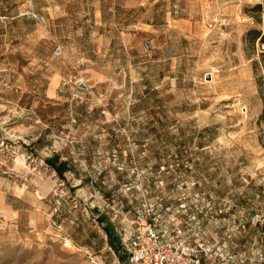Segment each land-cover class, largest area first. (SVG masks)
<instances>
[{
    "label": "rangeland",
    "instance_id": "obj_1",
    "mask_svg": "<svg viewBox=\"0 0 264 264\" xmlns=\"http://www.w3.org/2000/svg\"><path fill=\"white\" fill-rule=\"evenodd\" d=\"M143 192L264 264V0H0V264L110 261Z\"/></svg>",
    "mask_w": 264,
    "mask_h": 264
},
{
    "label": "built area",
    "instance_id": "obj_2",
    "mask_svg": "<svg viewBox=\"0 0 264 264\" xmlns=\"http://www.w3.org/2000/svg\"><path fill=\"white\" fill-rule=\"evenodd\" d=\"M142 197L132 209L119 201L113 217L119 250L107 248L110 261L104 251L87 250L91 264H218L221 256L235 257L229 248L226 253L214 248L204 223L185 201L163 205L157 196L150 200L143 192Z\"/></svg>",
    "mask_w": 264,
    "mask_h": 264
},
{
    "label": "trees",
    "instance_id": "obj_3",
    "mask_svg": "<svg viewBox=\"0 0 264 264\" xmlns=\"http://www.w3.org/2000/svg\"><path fill=\"white\" fill-rule=\"evenodd\" d=\"M48 163L50 166L54 167V169H56L61 175L64 174L68 167L67 164L64 162L58 163V160L55 158L48 160Z\"/></svg>",
    "mask_w": 264,
    "mask_h": 264
},
{
    "label": "bare ground",
    "instance_id": "obj_4",
    "mask_svg": "<svg viewBox=\"0 0 264 264\" xmlns=\"http://www.w3.org/2000/svg\"><path fill=\"white\" fill-rule=\"evenodd\" d=\"M53 90H54V89H52V92H53ZM2 144H3V143H2ZM17 156H18V155H17ZM21 157H22V155H21ZM24 166H25V165H24Z\"/></svg>",
    "mask_w": 264,
    "mask_h": 264
}]
</instances>
